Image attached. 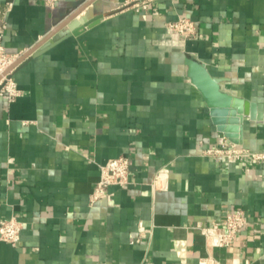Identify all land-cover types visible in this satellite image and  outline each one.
<instances>
[{"label":"crops","instance_id":"0c3cea01","mask_svg":"<svg viewBox=\"0 0 264 264\" xmlns=\"http://www.w3.org/2000/svg\"><path fill=\"white\" fill-rule=\"evenodd\" d=\"M82 1L0 0L2 43L24 53ZM141 1L96 0L77 17L110 14L15 70L21 96L0 94V219L23 224L19 245L0 242V264H264V161L203 153L229 139L174 57L195 55L264 105V0ZM181 17L194 37L167 28ZM243 128V145L264 150V120ZM122 154L129 182L92 203L100 165ZM160 169L166 187L153 184ZM236 208L248 225L209 245L201 226Z\"/></svg>","mask_w":264,"mask_h":264},{"label":"built area","instance_id":"2783aa9c","mask_svg":"<svg viewBox=\"0 0 264 264\" xmlns=\"http://www.w3.org/2000/svg\"><path fill=\"white\" fill-rule=\"evenodd\" d=\"M45 4L53 7L58 0H44ZM12 2L7 3V9L11 8ZM148 1L143 0L135 3L137 10L147 9ZM6 11L0 10V94L7 96L9 101H14L23 94L13 77L15 71L12 65L23 53H10L2 43L7 27ZM167 28L177 35L194 37L197 34V26L189 17H181L170 21ZM203 153L208 156L222 157L228 161L249 160L251 162L264 161V150H253L243 144L232 141H222L220 145L206 147ZM131 158L128 155H119L109 159L100 165V179L91 194V202H95L107 195L109 187L113 184H126L130 178ZM154 186H167V173L160 169L154 177ZM248 213L244 208L228 210L223 222H214L212 225L201 226L200 230L206 241L211 246H230L235 236L248 225ZM23 224L16 217L0 219V242H7L14 246L20 244Z\"/></svg>","mask_w":264,"mask_h":264},{"label":"water","instance_id":"95a60500","mask_svg":"<svg viewBox=\"0 0 264 264\" xmlns=\"http://www.w3.org/2000/svg\"><path fill=\"white\" fill-rule=\"evenodd\" d=\"M95 1L85 0L70 7L55 23V27L33 47L25 51L11 68L17 70L30 58L46 51L69 36L80 34L86 27L96 24L102 17L110 14L98 12L91 17L87 14L77 17ZM66 26L69 30L62 38L50 45L42 47L52 36ZM174 57L177 62L186 65L187 76L202 93L217 129L224 133L230 141L243 144L244 120L246 118L264 120V105L227 91L222 85L224 80L219 76L213 75L206 64L195 55L180 50L174 53Z\"/></svg>","mask_w":264,"mask_h":264},{"label":"bare ground","instance_id":"6f19581e","mask_svg":"<svg viewBox=\"0 0 264 264\" xmlns=\"http://www.w3.org/2000/svg\"><path fill=\"white\" fill-rule=\"evenodd\" d=\"M91 11V10H90Z\"/></svg>","mask_w":264,"mask_h":264}]
</instances>
